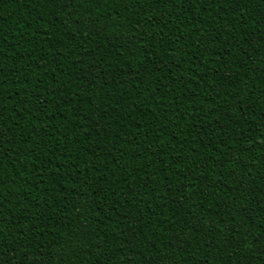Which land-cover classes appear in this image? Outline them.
I'll return each instance as SVG.
<instances>
[{"label": "trees", "instance_id": "1", "mask_svg": "<svg viewBox=\"0 0 264 264\" xmlns=\"http://www.w3.org/2000/svg\"><path fill=\"white\" fill-rule=\"evenodd\" d=\"M0 264H264V0H0Z\"/></svg>", "mask_w": 264, "mask_h": 264}]
</instances>
